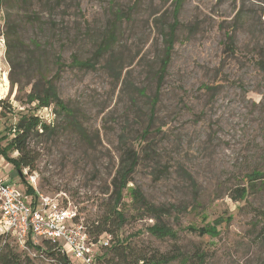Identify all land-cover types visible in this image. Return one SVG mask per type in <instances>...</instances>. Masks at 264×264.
Wrapping results in <instances>:
<instances>
[{
  "label": "rangeland",
  "instance_id": "obj_1",
  "mask_svg": "<svg viewBox=\"0 0 264 264\" xmlns=\"http://www.w3.org/2000/svg\"><path fill=\"white\" fill-rule=\"evenodd\" d=\"M174 2L35 0V18H29L18 1L4 0L0 146L12 137L24 112L50 125L48 133L38 127L28 136L27 155L36 160L32 168H22V175L37 195L76 209L88 227L105 221L119 166L129 148L138 151L127 185L139 188L154 204L182 207L177 220L164 218L177 236H152L146 227L153 219L133 206L124 189L118 203L124 222L118 228L110 224L111 232L101 234L110 246L93 247L96 264H110L102 255L112 258L110 249L118 239L147 254L180 253L167 264H179L181 257L186 264H264V183L259 179L250 188L245 183L247 173L264 170V0L182 1L170 61L148 124L162 35L173 19ZM7 14L16 21L22 42L10 50V61L1 33ZM32 40L40 49L34 50ZM104 41L107 48L95 68L68 66L55 80L60 98L81 128H74L68 116L53 114L51 106L27 102V94L39 84L38 73L54 72L48 44L69 63L72 55L92 57ZM7 155L16 157L18 152L8 149ZM4 161L0 174L25 192L26 184L10 168L12 163ZM241 186L246 196L233 198ZM195 201L200 202L198 210ZM228 215L231 220L217 225L216 237L184 230L189 223L214 224ZM7 240L32 264H57L56 258L30 245ZM67 256L69 264H83Z\"/></svg>",
  "mask_w": 264,
  "mask_h": 264
},
{
  "label": "trees",
  "instance_id": "obj_2",
  "mask_svg": "<svg viewBox=\"0 0 264 264\" xmlns=\"http://www.w3.org/2000/svg\"><path fill=\"white\" fill-rule=\"evenodd\" d=\"M4 0H0V5ZM18 1V6L21 10L24 11V14L29 18H35V11L32 9L35 0H16ZM58 1V0H56ZM174 5L172 9V21L168 24L167 30L163 32L162 43L163 49L160 57V63L157 70V83L154 94L150 97L149 100V114H148V124L151 123L154 108L158 100L159 86L162 81L164 74L166 72L167 65L170 61L171 51L173 49L175 29L178 24L177 12L183 0H174ZM58 3V2H57ZM118 13V12H117ZM122 15L118 13V18ZM5 38L6 51L5 55L10 61L9 52L10 50L15 49L19 45H22L21 39L18 34V26L16 21L9 18L7 14L4 21V30L1 32ZM112 35V33L110 34ZM31 43L34 46V50L40 49L41 45L32 40ZM47 44L44 45L46 47ZM107 48L105 41L99 45L93 56L90 58H79L76 55H72V59L69 63H66L60 53V50L53 46V44H48V49L52 56V64L54 72L52 75L48 76V72L45 74L40 71L38 83L34 84L31 91L27 94V102L36 103L39 107H52L53 114H62V116H68V120H72V125L74 128H81L82 126L79 123L75 122L70 110V107L60 98L55 80L59 78L60 73L68 66L78 67V68H95L97 60L104 54ZM117 74H120V68L116 69ZM16 81L10 77V84L14 85ZM205 87H208L204 84ZM139 94H143V90H139ZM0 104H3V100L0 99ZM41 129V132L48 133L52 128L50 125L41 123L39 117L34 114L22 113L21 117L14 125L15 134L9 139L5 146H0V155L4 160L12 163L13 168L16 170L17 174L20 176L23 183L26 184L25 192L27 194H35L31 183L24 179L22 175V168L28 167L32 168L36 160L35 156H28V143L27 139L31 132H37V128ZM148 126L145 128V130ZM146 131H144V135ZM143 148V147H141ZM145 148V147H144ZM13 149L18 152L16 157H9L7 155V150ZM138 151L129 148L127 150L125 161H123L118 169V183L116 185L115 197L112 202V205L109 208V213L105 218L103 223H97L92 227H88L89 237L93 241H97L98 238L103 233L111 232L109 229L110 224H115L118 228L119 225L124 222L123 211L118 206L120 199L122 198L123 190L126 189V194L130 198L133 206L140 211L142 215L149 216L153 219V223L146 227V230L154 237L164 238L169 237L175 239L177 236V229L168 225L164 218L173 217L175 220L178 219V214L183 210L181 206L174 203L168 205H157L148 201L141 190L137 187L128 186L130 179L128 174H130L137 163ZM261 180V184L264 183V170L253 169L251 172L245 175V183L249 184L248 188L256 187L257 180ZM247 189L244 186L238 187L234 190V197L236 199H243L246 196ZM200 208V202L195 201V208L198 210ZM174 213V214H173ZM232 215L226 216L224 219L221 217L214 220V224L207 223L206 225L197 226L193 223H189L184 227V230L190 233H196L199 236L209 235L211 237H216L219 234L217 225L222 221H230ZM7 238H10L14 241L13 236L10 233H1L0 234V264H32L31 259L28 256L22 257L12 245H10ZM36 251H40L45 255L56 258L57 264H69V259L62 251H55L57 244L49 240H43L41 245H30ZM98 248L107 249L109 242L106 245L98 244ZM54 250V251H52ZM110 251L112 252L113 257L108 259L107 254H103L102 258L107 263L112 264H167L174 260L180 258V253H160L156 250H153L150 254H147L143 251H140L128 240L118 239L117 244L112 246ZM98 256V255H97ZM95 257L96 261L99 260L98 257ZM202 255H198V258H201ZM179 264H186L187 261L183 257L179 259ZM187 260V259H186Z\"/></svg>",
  "mask_w": 264,
  "mask_h": 264
},
{
  "label": "built area",
  "instance_id": "obj_3",
  "mask_svg": "<svg viewBox=\"0 0 264 264\" xmlns=\"http://www.w3.org/2000/svg\"><path fill=\"white\" fill-rule=\"evenodd\" d=\"M6 232L22 247L41 245L43 240L54 242L63 247L66 256L83 264H96L93 247L108 243L104 236L97 241L90 239L76 209L46 196L21 192L0 174V234Z\"/></svg>",
  "mask_w": 264,
  "mask_h": 264
},
{
  "label": "crops",
  "instance_id": "obj_4",
  "mask_svg": "<svg viewBox=\"0 0 264 264\" xmlns=\"http://www.w3.org/2000/svg\"><path fill=\"white\" fill-rule=\"evenodd\" d=\"M0 163H5V161H4V159H3L2 156H0ZM12 166H13V165H12ZM10 168H13V167H10ZM13 169H14V168H13ZM2 176L10 180V178H9L8 176H6V175H4V174H2ZM10 181H11V180H10Z\"/></svg>",
  "mask_w": 264,
  "mask_h": 264
},
{
  "label": "water",
  "instance_id": "obj_5",
  "mask_svg": "<svg viewBox=\"0 0 264 264\" xmlns=\"http://www.w3.org/2000/svg\"><path fill=\"white\" fill-rule=\"evenodd\" d=\"M56 250H60V251L64 252V249H63V247H61V246H58V247L56 248Z\"/></svg>",
  "mask_w": 264,
  "mask_h": 264
}]
</instances>
